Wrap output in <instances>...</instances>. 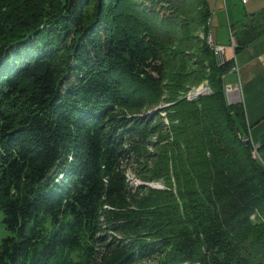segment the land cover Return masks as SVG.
<instances>
[{
    "label": "trees",
    "instance_id": "obj_1",
    "mask_svg": "<svg viewBox=\"0 0 264 264\" xmlns=\"http://www.w3.org/2000/svg\"><path fill=\"white\" fill-rule=\"evenodd\" d=\"M211 14L0 0V264H264V164ZM263 33L264 8L232 32L235 53Z\"/></svg>",
    "mask_w": 264,
    "mask_h": 264
},
{
    "label": "crops",
    "instance_id": "obj_2",
    "mask_svg": "<svg viewBox=\"0 0 264 264\" xmlns=\"http://www.w3.org/2000/svg\"><path fill=\"white\" fill-rule=\"evenodd\" d=\"M224 1L227 3L226 15L216 10V4L211 8L210 31L215 42L225 46L222 58H235L238 71L229 74H235L233 82L241 83L240 98L245 109L249 137L258 144L257 157L264 164V33L239 53H235L230 37L234 30L242 28L254 13L264 8V0ZM223 18L226 19L228 36L223 27Z\"/></svg>",
    "mask_w": 264,
    "mask_h": 264
},
{
    "label": "rangeland",
    "instance_id": "obj_3",
    "mask_svg": "<svg viewBox=\"0 0 264 264\" xmlns=\"http://www.w3.org/2000/svg\"><path fill=\"white\" fill-rule=\"evenodd\" d=\"M237 1V0H236ZM208 2H209V5H210V7L213 9V7H214V5L216 4V10L219 12V11H221L222 12V14L224 15H226V9H227V7H226V5H227V3L224 1V0H208ZM225 2V3H224ZM239 2V1H238ZM237 2V3H238ZM211 17H212V14H211V16L208 18V22H209V24H211ZM226 22V19L225 18H223V27L225 28V34L228 36V30H227V24L225 23ZM212 27H214V29H215V25L213 24V26ZM210 35H212L211 34V31L209 30V32H208V39H209V36ZM213 37V36H212ZM215 41V40H214ZM209 42V41H208ZM210 43L213 45V42L210 40ZM214 51L216 52V50L214 49ZM217 54V53H216ZM217 57H218V59H223L222 58V56H221V58L218 56V54H217ZM232 73V72H231ZM228 78L226 79L227 81H229V82H231V84H233V83H235V82H233V80L235 79V77L236 76H234L235 74H229V72H228ZM199 87L201 88V87H204V85H203V83H198V84H196V85H194V91H190V92H188V93H191V94H193V93H195V94H197V93H199L200 91H199ZM227 87V86H226ZM226 92H227V98H228V100L231 102V101H239L241 98H240V94H238V93H236V92H233L232 90H230V91H228V89L226 88ZM187 93V94H188ZM169 103L168 102H165V100H163L162 102H161V104H158L156 107H161V106H166V105H168ZM162 116H163V119H164V121H165V123L168 125L169 124V120L166 118V114H165V112H162ZM253 152V151H252ZM254 156V155H253ZM255 157H257V155L255 156ZM127 174L129 175V177L131 178V181H132V184H134V185H137V184H139V183H141L142 182V180L140 179V177H138V175L136 174V173H134V171L133 170H131V169H128V171H127ZM148 183V185H152V186H155V187H164V184L160 181H148L147 182ZM2 217H3V213L0 211V243H1V241H2V239L5 237V236H7L9 233H10V231L6 228V225H5V223L3 222V220H2ZM152 263H154L153 261H151V262H147L146 264H152ZM185 264H189V263H185ZM191 264H194V263H191ZM196 264V263H195Z\"/></svg>",
    "mask_w": 264,
    "mask_h": 264
},
{
    "label": "built area",
    "instance_id": "obj_4",
    "mask_svg": "<svg viewBox=\"0 0 264 264\" xmlns=\"http://www.w3.org/2000/svg\"><path fill=\"white\" fill-rule=\"evenodd\" d=\"M242 1L243 2H246L247 0H242ZM230 37H231L232 44L235 45L236 44V39H235V37H234V35L232 33H231V36ZM212 41H213V48L216 50V53L218 54V56L221 58V56H223L225 46L223 44H219V43L215 42L213 37H212ZM234 71H238V66L236 64L229 71V73L230 72L233 73ZM226 86H227L226 88L228 89V91L232 90L233 92H236L238 94H240V92H241V83L240 82H236V83H233V84L227 83ZM249 139H250V137H249ZM251 142H252V146H253L252 147L253 154H254V156H256L258 154V144H256L252 140H251Z\"/></svg>",
    "mask_w": 264,
    "mask_h": 264
},
{
    "label": "water",
    "instance_id": "obj_5",
    "mask_svg": "<svg viewBox=\"0 0 264 264\" xmlns=\"http://www.w3.org/2000/svg\"><path fill=\"white\" fill-rule=\"evenodd\" d=\"M214 60L217 61V55H216L215 51H214Z\"/></svg>",
    "mask_w": 264,
    "mask_h": 264
},
{
    "label": "bare ground",
    "instance_id": "obj_6",
    "mask_svg": "<svg viewBox=\"0 0 264 264\" xmlns=\"http://www.w3.org/2000/svg\"><path fill=\"white\" fill-rule=\"evenodd\" d=\"M211 36H212V35L209 36V41H210V40L212 41V37H211ZM212 42H213V41H212Z\"/></svg>",
    "mask_w": 264,
    "mask_h": 264
}]
</instances>
